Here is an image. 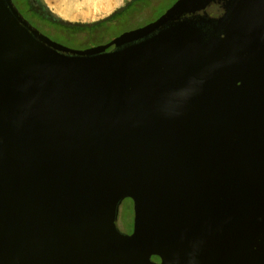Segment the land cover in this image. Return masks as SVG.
<instances>
[{
    "label": "water",
    "instance_id": "95a60500",
    "mask_svg": "<svg viewBox=\"0 0 264 264\" xmlns=\"http://www.w3.org/2000/svg\"><path fill=\"white\" fill-rule=\"evenodd\" d=\"M181 3L76 52L0 0V264H264V0Z\"/></svg>",
    "mask_w": 264,
    "mask_h": 264
},
{
    "label": "rangeland",
    "instance_id": "374dc122",
    "mask_svg": "<svg viewBox=\"0 0 264 264\" xmlns=\"http://www.w3.org/2000/svg\"><path fill=\"white\" fill-rule=\"evenodd\" d=\"M84 0H38L39 5H41L42 11L49 18H52L55 21L62 22L65 24H75V25H91L98 20L94 21H85L83 17H76L68 14L65 7L73 2V5L78 4V2H83ZM142 0H125L124 3L121 1L118 4L117 11L115 14H118L121 10L125 9L127 5L132 2L140 3ZM148 3L142 2L137 6L138 11L132 13L126 23L117 24L114 26L112 32L108 33V30L111 26L106 28H101L95 31L94 36L90 35H81L78 36L80 39H74L71 41H66L62 39L60 40L62 43L66 45L67 48L71 50L78 51L79 48L84 47L87 48L88 45L92 42H95L94 45H106L110 41H113L115 37H119L121 34H124L128 31H136L148 26L149 23L154 22L160 16L165 14L170 7H172L178 0H147ZM76 8V6H75ZM87 20H89L87 18ZM115 36V37H114ZM116 39V38H115ZM91 45V44H90ZM133 218H134V206L129 199H125L119 208L118 214V227L119 230L125 234L129 231L133 226Z\"/></svg>",
    "mask_w": 264,
    "mask_h": 264
},
{
    "label": "trees",
    "instance_id": "16d2710c",
    "mask_svg": "<svg viewBox=\"0 0 264 264\" xmlns=\"http://www.w3.org/2000/svg\"><path fill=\"white\" fill-rule=\"evenodd\" d=\"M10 1L13 4L14 8L17 10L23 22L26 23L35 33L53 42V44H55L56 46H59L62 49L69 51H75V50H71L67 48L64 43L58 40L59 38L62 40L71 41L74 39H80V37L78 36L81 35L88 34L90 36H94L96 30L101 28H106L108 26H111L108 30V33H110L113 31L114 26H117V24L126 23L129 17L132 15V13L134 12L136 13L138 11L137 9L138 5H140L142 2L148 3L147 0H142L140 3L132 2L131 4L127 5L125 9L118 12V14H114L113 16L107 19L100 20L97 23L95 22L94 24L91 25L88 24L75 25V24H65L47 17L45 13L42 11L41 5H39L38 0H10ZM90 44L88 45L87 48L81 47L76 52H80L90 48L106 46V45H94L95 42L93 43L91 42Z\"/></svg>",
    "mask_w": 264,
    "mask_h": 264
},
{
    "label": "crops",
    "instance_id": "0c3cea01",
    "mask_svg": "<svg viewBox=\"0 0 264 264\" xmlns=\"http://www.w3.org/2000/svg\"><path fill=\"white\" fill-rule=\"evenodd\" d=\"M121 1L124 3L125 0H84L75 5L71 2L65 9L70 15L74 13L76 17L86 18L83 22L94 21L95 19L100 21L113 16L120 6H118V4H120ZM69 6L70 8H68ZM87 18L89 20H87Z\"/></svg>",
    "mask_w": 264,
    "mask_h": 264
},
{
    "label": "flooded vegetation",
    "instance_id": "af4514ba",
    "mask_svg": "<svg viewBox=\"0 0 264 264\" xmlns=\"http://www.w3.org/2000/svg\"><path fill=\"white\" fill-rule=\"evenodd\" d=\"M181 1H182L183 3H181V6H180V7H183V6H185V7H190L191 5L195 4V3H196L197 1H199V0H178L174 5H176L177 3H180ZM174 5H173V6H174ZM173 6H172V7H173ZM172 7H170L168 11H170V9H171ZM168 11H167V12H168ZM167 12H166V13H167ZM166 13H165V14H166ZM165 14H163L162 16H164ZM162 16H160V18H161ZM160 18H158L157 20H159ZM157 20H155V21L152 22V23H149L148 26H146L145 28L149 27L150 25H152L153 23H155ZM145 28H142V29H145ZM140 30H141V29H140ZM137 31H139V30H136V31H131V30H130V31H128V32H125L124 34H121L118 38L122 37V36L125 35V34H129V33H132V32L135 33V32H137ZM133 33H132V34H133ZM116 39H117V38H116ZM107 44H109V43H107ZM107 44H106V45H107ZM102 47H103V46H102ZM130 201H131V200H130ZM131 202H132V201H131ZM132 204H133V202H132ZM132 231H133V226H132V228L129 229V231H127V234H131ZM154 260L157 261V262H159V259H158V258H154Z\"/></svg>",
    "mask_w": 264,
    "mask_h": 264
},
{
    "label": "bare ground",
    "instance_id": "6f19581e",
    "mask_svg": "<svg viewBox=\"0 0 264 264\" xmlns=\"http://www.w3.org/2000/svg\"><path fill=\"white\" fill-rule=\"evenodd\" d=\"M68 8H70V6Z\"/></svg>",
    "mask_w": 264,
    "mask_h": 264
}]
</instances>
